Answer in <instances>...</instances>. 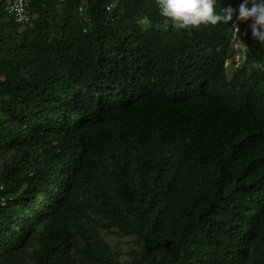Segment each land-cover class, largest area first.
I'll return each instance as SVG.
<instances>
[{"label": "trees", "instance_id": "1", "mask_svg": "<svg viewBox=\"0 0 264 264\" xmlns=\"http://www.w3.org/2000/svg\"><path fill=\"white\" fill-rule=\"evenodd\" d=\"M28 12L0 1V264H117L101 230L134 237L136 264H264V44L247 24L176 30L156 0Z\"/></svg>", "mask_w": 264, "mask_h": 264}, {"label": "clouds", "instance_id": "2", "mask_svg": "<svg viewBox=\"0 0 264 264\" xmlns=\"http://www.w3.org/2000/svg\"><path fill=\"white\" fill-rule=\"evenodd\" d=\"M156 4L160 14L168 18L171 27L176 30L231 22L234 24V32L238 33L239 23H246L251 36L264 44V0H240L237 7L229 5L222 13L215 8L216 0H156ZM2 11L5 13L3 3ZM78 11L82 12V7ZM1 184L6 191L5 185Z\"/></svg>", "mask_w": 264, "mask_h": 264}, {"label": "rangeland", "instance_id": "3", "mask_svg": "<svg viewBox=\"0 0 264 264\" xmlns=\"http://www.w3.org/2000/svg\"><path fill=\"white\" fill-rule=\"evenodd\" d=\"M7 18L10 19V17ZM244 51L241 52L240 55L237 53V56L226 60L225 65L229 76H231L239 62L243 61L242 55ZM100 237L109 245V254L114 258L117 264H136L135 261L141 256V250L138 245L135 244V238L132 236H124L116 232L101 230Z\"/></svg>", "mask_w": 264, "mask_h": 264}, {"label": "built area", "instance_id": "4", "mask_svg": "<svg viewBox=\"0 0 264 264\" xmlns=\"http://www.w3.org/2000/svg\"><path fill=\"white\" fill-rule=\"evenodd\" d=\"M3 3V10L11 16L16 23H25L28 21V6L30 0H0ZM4 186L0 183V202L5 203L10 196L3 192Z\"/></svg>", "mask_w": 264, "mask_h": 264}]
</instances>
